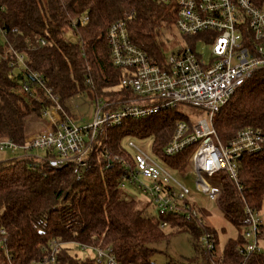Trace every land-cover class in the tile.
Listing matches in <instances>:
<instances>
[{
  "label": "trees",
  "instance_id": "16d2710c",
  "mask_svg": "<svg viewBox=\"0 0 264 264\" xmlns=\"http://www.w3.org/2000/svg\"><path fill=\"white\" fill-rule=\"evenodd\" d=\"M85 15L86 21L72 22ZM120 19L126 22L132 42L153 59H165L157 25H171L173 15L155 0H0V139L23 145L26 117L33 112L41 116L49 105L39 87H35L39 100L22 91L24 82L35 85L29 71L37 72L62 102L82 92L93 99L126 93L119 87L124 70L112 64L106 41L107 28ZM68 32L80 40L66 39ZM34 35L46 44L36 45ZM8 45L23 54L24 66L13 68L5 51ZM178 120L191 123L178 108H170L107 127L88 154L93 165L80 177L70 163L51 168L34 156L7 155L6 161H0V228L4 230L0 237L5 238L0 264L42 262L53 240L61 245L51 264H92V258L71 252L68 245L72 243L109 246L122 264H155L148 244L168 235L160 226L162 221L171 229L188 231L196 240L210 232L216 247L215 230L203 225L199 216L186 219L181 214L151 213L149 202L141 206L139 199L125 191V183L121 185L123 168L105 167L114 155L127 157L124 137L152 136L154 152L182 176L193 147L173 156L162 153ZM213 125L222 143L246 127L264 134V69L236 88L216 113ZM209 180L220 188L218 206L239 229L245 206L257 211L264 199V146L241 158L237 182L225 171ZM260 237H264V224ZM243 243L239 229L218 256L214 248L205 262L170 260L165 264H264V251L246 256L239 251Z\"/></svg>",
  "mask_w": 264,
  "mask_h": 264
},
{
  "label": "built area",
  "instance_id": "2783aa9c",
  "mask_svg": "<svg viewBox=\"0 0 264 264\" xmlns=\"http://www.w3.org/2000/svg\"><path fill=\"white\" fill-rule=\"evenodd\" d=\"M155 1L166 5L171 11L173 24L179 33L189 39L187 45L159 62L132 42L124 20L111 23L106 31L107 46L112 64L124 70L119 87L126 93L96 97L93 120L79 126L68 112L70 98L62 102L37 72L29 71L28 77L35 85L24 82L21 88L34 100H39L35 87L43 91L49 105L43 109L42 118L39 119L46 123V127L30 140L25 139L23 145L0 139V150L16 155L23 149L22 156H27L30 148L40 149L44 154L37 157L39 161H45L51 168L70 163L73 173L80 177L93 165V157L88 154L98 135L107 127L119 126L128 118H143L165 109L177 108L179 103H188L203 108L207 118L194 123L176 121L162 153L173 156L185 148L193 147L189 157L190 168L182 174V178L191 179L210 199L218 200L220 194L219 186L209 180L218 172L225 171L237 182L241 158L262 149L264 134L259 129L246 127L222 143L213 122L216 113L236 88L254 72L264 69V0ZM86 19L85 15L72 22H84ZM33 41L38 46L46 44L40 35H34ZM197 42L208 45V61L196 52ZM5 51L13 68L24 66L21 52L11 45L6 46ZM126 145L135 149L134 154L127 152V157L114 155L105 165L106 168L114 165L123 168L121 185L127 181L139 186L148 196L157 216L181 214L186 219L199 216L198 209L185 198L189 189L176 178L174 173L177 172L165 164L159 154L154 152L155 156H150L131 139L127 140ZM122 146L125 147L123 142ZM101 148L107 156L105 144H101ZM138 175L147 178L149 184L139 182ZM245 213L240 230L244 243L239 251L249 256L261 249L258 239L262 222L256 210L248 205L245 206ZM160 226L165 228L167 222L162 221ZM1 234H4L2 228ZM201 239L203 243L200 248L209 256L215 248L213 236L205 233ZM4 243L5 238L2 236L0 247H4ZM60 245L59 242L51 241L42 262H55ZM86 246L81 244V248ZM92 247L97 251L92 264H122L113 255L111 247Z\"/></svg>",
  "mask_w": 264,
  "mask_h": 264
},
{
  "label": "rangeland",
  "instance_id": "374dc122",
  "mask_svg": "<svg viewBox=\"0 0 264 264\" xmlns=\"http://www.w3.org/2000/svg\"><path fill=\"white\" fill-rule=\"evenodd\" d=\"M157 29H159V35L162 41L160 49L165 58L168 57L172 52H176L181 47L187 45L189 39L179 33V31L173 24V21L171 25H169L168 23L160 22V24L157 25ZM65 38L68 40L79 39L76 35H73L70 32L65 34ZM195 50L197 53H200L202 55V58L204 60H209L210 52L208 45L202 42H197L195 45ZM68 107V112L77 125H87L93 120V115L96 110V101L87 93L82 92L70 98ZM177 108L181 113L188 117L191 123H194L195 121L202 118H207L205 110L201 107L192 106L188 103H179ZM36 115L38 114L33 112L25 119L27 123L24 125V127L26 126L31 128L32 126L33 132H31L30 135L32 133L36 134V132H41L46 127V123L42 119H39L41 116ZM28 129L29 128H27V130ZM31 137L32 135L28 138V140H30ZM128 139H131L150 156H155L154 150L152 148V136H147L144 138H136L132 136L124 137L122 139V142L125 146V151L130 154H134L135 149L126 145ZM20 152L23 153L24 150L22 149V151ZM9 154L12 153L9 151L0 150V161H6L8 159L6 156ZM27 154L34 157H41L44 153L40 149L30 148ZM189 168L190 164L188 163L182 173L185 174ZM174 175L183 185H185L189 189V193L185 198L198 209L202 224L215 230L217 236L215 256H218L222 252L226 241L229 238H235L239 229H242V226L239 229L234 226L218 206L217 200L210 199L206 194L202 193L191 179H184L178 173H174ZM137 179L143 185L149 184V180L141 175H138ZM125 191L135 198L139 199L141 201V206H145L146 203L149 202L148 196L139 186L132 185L131 183L126 181ZM148 209L151 210V213L154 212V210L151 209L150 206L147 208V210ZM256 212L262 224H264V199L260 209ZM163 231L168 234L165 236V238L148 244V246L153 249L150 259L155 264H165L170 260H177L181 262H189V260L191 259L195 260L196 262H205L208 260V255L204 256L205 254L200 248V245L203 243L201 237L196 240L188 231H178L174 227H172L171 229L166 226L165 228H163ZM258 244L264 251V237H260L258 239ZM68 246L70 247L71 252L73 254H76L80 258L93 259L97 255L96 249H94L92 246L81 248V245L78 243H72ZM202 255L204 257H202ZM39 264L51 263L41 262Z\"/></svg>",
  "mask_w": 264,
  "mask_h": 264
},
{
  "label": "crops",
  "instance_id": "0c3cea01",
  "mask_svg": "<svg viewBox=\"0 0 264 264\" xmlns=\"http://www.w3.org/2000/svg\"><path fill=\"white\" fill-rule=\"evenodd\" d=\"M27 128H29V129L27 130ZM31 132H33V130H32V126H31V128L25 126V136H26V139H28L31 135H32V136L35 135V133H32V134L30 135ZM28 133H29V134H28ZM36 133H37V132H36Z\"/></svg>",
  "mask_w": 264,
  "mask_h": 264
}]
</instances>
